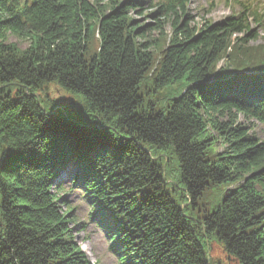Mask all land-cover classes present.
Here are the masks:
<instances>
[{"label": "trees", "instance_id": "trees-1", "mask_svg": "<svg viewBox=\"0 0 264 264\" xmlns=\"http://www.w3.org/2000/svg\"><path fill=\"white\" fill-rule=\"evenodd\" d=\"M191 1L0 0V264H92L53 191L71 169L113 219L122 264H212L213 241L264 264V140L240 122L264 125V48L244 45L264 15L249 4L196 27ZM153 5L156 66L130 15ZM222 185L234 188L203 201Z\"/></svg>", "mask_w": 264, "mask_h": 264}, {"label": "rangeland", "instance_id": "rangeland-1", "mask_svg": "<svg viewBox=\"0 0 264 264\" xmlns=\"http://www.w3.org/2000/svg\"><path fill=\"white\" fill-rule=\"evenodd\" d=\"M107 4L113 1L123 3L124 0H103ZM252 4L255 10L262 16L264 15V0H192L188 7V15L192 20V23L196 27H201L204 24H217L223 22L230 17H236L241 15L246 7ZM109 8V6H107ZM153 6H146L140 10V12L130 14L131 17L139 23L141 26L149 27L145 42L154 41L157 42L156 47L152 49V56L155 66L161 60V53L164 46H166V37L160 35L153 28V24L156 22V18L153 17ZM152 13V14H149ZM159 19V18H158ZM161 19V18H160ZM250 27L252 28L256 39L245 41V50L264 48V23L258 24L255 19L249 16ZM166 33H171L169 26H166ZM12 43L17 45L21 50L27 47V44L14 37L9 38ZM141 42H144L142 39ZM93 51L98 50V42L94 41L92 44ZM242 54L239 56L242 57ZM226 62L220 65L226 68L228 64ZM181 88L173 87L170 91L164 92L169 97L179 93ZM51 99L55 100V103L59 106L58 109L66 108L72 102V97L67 95L62 90L53 86L48 91ZM244 125L249 126L252 129L253 134L259 139L264 140V125L254 120L246 121L244 118L240 119ZM223 145L220 142L214 144V153L221 152ZM74 169H71L66 175L65 179L54 186L53 191L59 195L62 199V205L65 210L71 214L74 219V225H72V231L75 242L82 249V251L88 256L92 264H122L120 256L117 251H112L110 248L113 245L111 235H109L110 229L114 228L113 219L109 214L102 215L99 213L98 207L93 205L88 198L85 197V191L80 186H75L74 182ZM234 187H227L225 185L212 187L203 197V201L207 203H215L221 196L227 192V190ZM200 210L203 211L204 206L200 205ZM209 257L212 264H237L236 262L229 260L227 255L222 250L217 241H213L210 244Z\"/></svg>", "mask_w": 264, "mask_h": 264}]
</instances>
